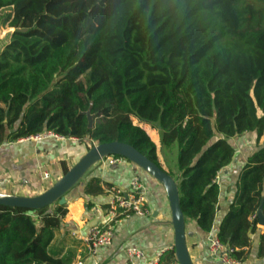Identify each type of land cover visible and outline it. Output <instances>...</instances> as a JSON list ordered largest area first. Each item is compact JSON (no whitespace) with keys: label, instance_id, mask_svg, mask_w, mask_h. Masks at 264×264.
Segmentation results:
<instances>
[{"label":"trees","instance_id":"16d2710c","mask_svg":"<svg viewBox=\"0 0 264 264\" xmlns=\"http://www.w3.org/2000/svg\"><path fill=\"white\" fill-rule=\"evenodd\" d=\"M4 9L14 32L0 53V146L52 131L87 150L127 143L162 166L140 125L150 124L168 164L176 149L168 172L186 220L210 233L230 140L264 135V0H0ZM101 183L85 192L104 193ZM262 202L264 212L259 143L216 234L242 262ZM67 206L0 205V264H71L49 250ZM159 264H178L173 248Z\"/></svg>","mask_w":264,"mask_h":264},{"label":"crops","instance_id":"0c3cea01","mask_svg":"<svg viewBox=\"0 0 264 264\" xmlns=\"http://www.w3.org/2000/svg\"><path fill=\"white\" fill-rule=\"evenodd\" d=\"M6 12L10 13V10ZM13 32L14 28L5 24L2 19L0 53L9 43ZM140 125L155 142L162 167L166 171L171 170L170 167L174 168L175 163L165 167L159 131L150 124ZM62 137L64 138L38 140L32 136L0 146V192L34 196L52 186L88 151L86 143L77 138ZM259 143H264V135ZM251 154L252 152L244 157L235 154L232 162L220 172L217 179L220 185L219 211L213 230L210 233L203 232L195 221H188V243L195 264H221L209 251L210 240L216 236L222 219L229 211L235 198L240 171ZM94 178L101 179L104 193L94 195L85 192L86 183ZM136 178L143 186L149 214L122 218L114 227L112 244L102 248L97 257L91 256L85 238L92 227L102 226L109 220L110 186L129 190ZM66 199L68 212L61 228L55 231L49 250L59 258L72 259L71 264H129L127 249L131 246L142 249L147 258L159 252L164 254L173 247L174 230L169 224L171 212L164 188L128 160L118 165L97 163L83 181L67 193ZM257 228L251 234V245L247 248V256L242 264H264V244L261 239L264 226L258 223Z\"/></svg>","mask_w":264,"mask_h":264},{"label":"water","instance_id":"95a60500","mask_svg":"<svg viewBox=\"0 0 264 264\" xmlns=\"http://www.w3.org/2000/svg\"><path fill=\"white\" fill-rule=\"evenodd\" d=\"M89 127L93 126V115L89 110L86 113ZM110 156H120L130 161L152 178H154L165 190L171 212L169 224L174 230L173 249L178 264H195L190 253L188 243V228L186 217L181 208V199L177 180L162 166L154 163L146 155L135 147L120 141L109 143H97L91 147L68 171L44 192L34 196H23L0 192V205L40 210L55 204H67V193L84 179L89 170ZM257 216L259 224L264 226L263 202Z\"/></svg>","mask_w":264,"mask_h":264},{"label":"built area","instance_id":"2783aa9c","mask_svg":"<svg viewBox=\"0 0 264 264\" xmlns=\"http://www.w3.org/2000/svg\"><path fill=\"white\" fill-rule=\"evenodd\" d=\"M49 137L64 138L52 131L35 135V138L38 140ZM124 160L126 159L123 157L110 156L101 162L107 165H118ZM45 176L48 177V174H45ZM109 194L108 222L102 226L92 227L85 238L88 253L93 257H97L102 248H106L112 244L114 227L122 218L149 214L147 199L143 192V186L138 178L132 181L129 190L112 187L109 189ZM209 251L219 259L221 264H242V261L233 256L234 249L224 245L217 236L211 238ZM127 254L129 264H159L163 252L156 253L153 257L147 258L146 253L142 249L131 246L127 249ZM95 264L102 263L96 262Z\"/></svg>","mask_w":264,"mask_h":264},{"label":"rangeland","instance_id":"374dc122","mask_svg":"<svg viewBox=\"0 0 264 264\" xmlns=\"http://www.w3.org/2000/svg\"><path fill=\"white\" fill-rule=\"evenodd\" d=\"M8 10L9 9H4L0 11V22L2 21L3 17H6L7 15L6 11ZM135 123H137L136 120H135ZM255 136H256L255 133H251V134H245L240 137H235L234 139H231L230 141L235 148L236 154H240L242 157H244L246 154L248 155L251 152H253L255 149H257V147L259 146V143L257 142V139ZM86 149H88L87 144H86ZM166 159L167 158L165 157L164 161ZM168 160L170 161L173 160L174 163L176 162V149L175 148L168 155ZM166 162L167 160L165 161V164H166L165 167L168 166V162L167 163Z\"/></svg>","mask_w":264,"mask_h":264}]
</instances>
